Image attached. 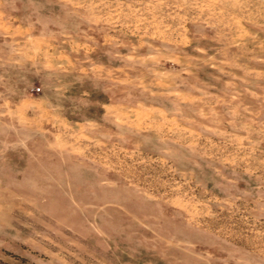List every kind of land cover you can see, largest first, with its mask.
Wrapping results in <instances>:
<instances>
[{"label":"rangeland","instance_id":"obj_1","mask_svg":"<svg viewBox=\"0 0 264 264\" xmlns=\"http://www.w3.org/2000/svg\"><path fill=\"white\" fill-rule=\"evenodd\" d=\"M0 264H264V0H0Z\"/></svg>","mask_w":264,"mask_h":264}]
</instances>
